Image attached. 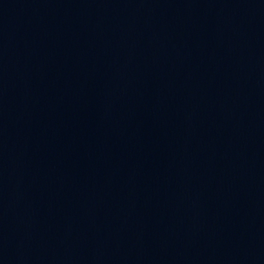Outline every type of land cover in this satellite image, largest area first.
<instances>
[{
    "label": "water",
    "instance_id": "water-1",
    "mask_svg": "<svg viewBox=\"0 0 264 264\" xmlns=\"http://www.w3.org/2000/svg\"><path fill=\"white\" fill-rule=\"evenodd\" d=\"M0 264H264V0H96L0 157Z\"/></svg>",
    "mask_w": 264,
    "mask_h": 264
}]
</instances>
